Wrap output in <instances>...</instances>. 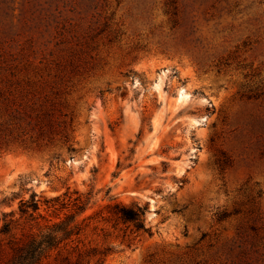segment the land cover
Returning a JSON list of instances; mask_svg holds the SVG:
<instances>
[{
	"label": "rangeland",
	"instance_id": "rangeland-1",
	"mask_svg": "<svg viewBox=\"0 0 264 264\" xmlns=\"http://www.w3.org/2000/svg\"><path fill=\"white\" fill-rule=\"evenodd\" d=\"M68 214L42 264H264V0H0V227Z\"/></svg>",
	"mask_w": 264,
	"mask_h": 264
},
{
	"label": "trees",
	"instance_id": "trees-1",
	"mask_svg": "<svg viewBox=\"0 0 264 264\" xmlns=\"http://www.w3.org/2000/svg\"><path fill=\"white\" fill-rule=\"evenodd\" d=\"M34 193L30 200L22 202L21 214L27 215L32 220L36 219L34 214L41 208V204H45L46 209H54L58 211L65 208L66 204L60 202V197L51 199H36ZM78 200V199H76ZM77 213L86 209L87 202L74 203ZM57 207V208H56ZM147 211V207L136 204L132 207L122 206L119 208V213L123 221L135 225L136 230L149 231L146 228L143 217ZM5 217L8 215L4 214ZM39 217H43L39 214ZM75 220L74 214H68L64 219L57 222L47 224L37 234L30 236L26 240L17 239L12 234V224L14 221H4L0 227V257L5 250H8V258L0 264H42L43 260L50 256L53 251L58 250L66 241L76 234L77 226L72 225ZM4 237H7L5 239Z\"/></svg>",
	"mask_w": 264,
	"mask_h": 264
}]
</instances>
